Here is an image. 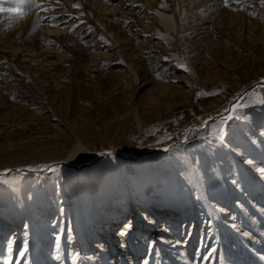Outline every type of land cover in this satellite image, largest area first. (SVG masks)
Returning a JSON list of instances; mask_svg holds the SVG:
<instances>
[{
	"label": "rangeland",
	"instance_id": "374dc122",
	"mask_svg": "<svg viewBox=\"0 0 264 264\" xmlns=\"http://www.w3.org/2000/svg\"><path fill=\"white\" fill-rule=\"evenodd\" d=\"M35 3L0 0V264H264L262 0Z\"/></svg>",
	"mask_w": 264,
	"mask_h": 264
},
{
	"label": "bare ground",
	"instance_id": "6f19581e",
	"mask_svg": "<svg viewBox=\"0 0 264 264\" xmlns=\"http://www.w3.org/2000/svg\"><path fill=\"white\" fill-rule=\"evenodd\" d=\"M142 61V60H141ZM235 131L237 130V127H235ZM167 149H169L171 151V155H173L174 158L176 159H179L181 162H185V160H187L185 154L187 153L186 150H185V145L184 144H180V143H177V144H174L173 143H169L167 146H166ZM232 150V153L233 155H239V151L237 150H234L232 148H230ZM186 166L188 168V170L191 172V176H192V179L195 183V185H197L198 188H201V183H200V180H199V176L198 174L195 172V169H194V166L193 164L189 161H187L186 163ZM34 181H37V179H35ZM11 183L13 184L14 181L11 180V178L7 179L5 184H9L11 185ZM126 190L128 192H130L131 190L129 189V186H125ZM128 192H127V195H128ZM133 196V193L131 191V198ZM174 213L175 216H179V218H176V220H180V219H183V218H186V215H188L186 212H179L177 209L175 208H171L168 212L169 214V217L171 215V213ZM167 216V214H166ZM143 217V216H142ZM109 230L108 227L106 226H101L100 227V232H99V235L100 234H105L107 231ZM111 231H109L110 233ZM104 242V241H103ZM96 247L99 248V249H102V245L101 244H96Z\"/></svg>",
	"mask_w": 264,
	"mask_h": 264
},
{
	"label": "snow or ice",
	"instance_id": "6c2138e0",
	"mask_svg": "<svg viewBox=\"0 0 264 264\" xmlns=\"http://www.w3.org/2000/svg\"><path fill=\"white\" fill-rule=\"evenodd\" d=\"M31 2L34 4V6L35 7H40V5L39 4H37V3H35V0H31ZM262 4H264V0H262ZM224 6H228V0H224ZM74 7H79V5H74ZM45 11H47V9H44ZM181 67H183L182 65H181ZM187 69L185 68V71H186ZM212 94H215V93H206V95H212ZM230 118V117H229ZM127 227H131V225H127ZM121 234H123V233H121Z\"/></svg>",
	"mask_w": 264,
	"mask_h": 264
}]
</instances>
